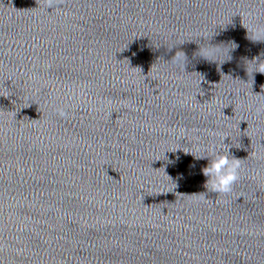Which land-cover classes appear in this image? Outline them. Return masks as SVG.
Here are the masks:
<instances>
[{
  "label": "water",
  "instance_id": "obj_1",
  "mask_svg": "<svg viewBox=\"0 0 264 264\" xmlns=\"http://www.w3.org/2000/svg\"><path fill=\"white\" fill-rule=\"evenodd\" d=\"M250 24L264 0H0V264H264ZM226 147L240 178L206 192Z\"/></svg>",
  "mask_w": 264,
  "mask_h": 264
},
{
  "label": "clouds",
  "instance_id": "obj_2",
  "mask_svg": "<svg viewBox=\"0 0 264 264\" xmlns=\"http://www.w3.org/2000/svg\"><path fill=\"white\" fill-rule=\"evenodd\" d=\"M247 15L250 16L253 20L256 19V13L254 11L250 10ZM245 28L247 29L248 37L250 40L254 42L264 41V27L258 26L256 24H250L248 27ZM212 33L205 34L201 36V38L207 41L212 36ZM238 48L239 45L236 44L234 41L231 42L230 46H210L208 44H204L200 47L198 55L212 62H216V60L211 59V57L223 56L224 59L219 63L220 69L224 63L231 61L232 56L230 53L235 52L236 50H238ZM261 57H264V53L253 57L247 62V72H249L251 68V74L255 72L264 74V62L261 61ZM165 62L174 63L177 66H182L183 71L186 73L187 58L183 52H176V54L171 58V60ZM224 76L230 77L229 75ZM226 138L227 137L224 138L223 143ZM224 145L226 146L227 144L224 143ZM195 158L204 159L208 161L206 166L201 169V174L205 177L203 187L206 192L227 194L232 190L233 185L240 178L239 159H236L231 156L230 147H226L221 151H217L215 148L207 149L203 154L195 156ZM177 160H179V157H177ZM180 178L182 179L183 176L181 175ZM176 187H178V184H176ZM201 194V199L208 200L206 199V195L204 193Z\"/></svg>",
  "mask_w": 264,
  "mask_h": 264
}]
</instances>
